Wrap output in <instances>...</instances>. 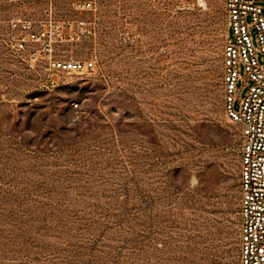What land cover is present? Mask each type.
I'll list each match as a JSON object with an SVG mask.
<instances>
[{"label":"rangeland","instance_id":"obj_1","mask_svg":"<svg viewBox=\"0 0 264 264\" xmlns=\"http://www.w3.org/2000/svg\"><path fill=\"white\" fill-rule=\"evenodd\" d=\"M227 27L224 0H0V264H241Z\"/></svg>","mask_w":264,"mask_h":264},{"label":"built area","instance_id":"obj_2","mask_svg":"<svg viewBox=\"0 0 264 264\" xmlns=\"http://www.w3.org/2000/svg\"><path fill=\"white\" fill-rule=\"evenodd\" d=\"M224 7L228 25L222 54L225 109L238 125L241 141V264H264V0H224ZM24 40L19 39L18 48H24ZM54 65L72 72L95 67L92 59L54 61ZM240 82L249 86L242 98L238 97Z\"/></svg>","mask_w":264,"mask_h":264}]
</instances>
